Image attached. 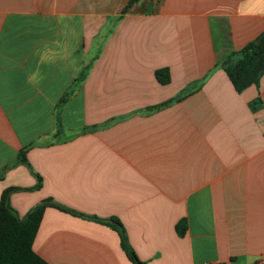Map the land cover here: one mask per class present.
Here are the masks:
<instances>
[{
  "label": "crops",
  "instance_id": "crops-1",
  "mask_svg": "<svg viewBox=\"0 0 264 264\" xmlns=\"http://www.w3.org/2000/svg\"><path fill=\"white\" fill-rule=\"evenodd\" d=\"M263 34L264 0H0V202H48L34 251L134 264L119 224L144 264H264V75L224 70Z\"/></svg>",
  "mask_w": 264,
  "mask_h": 264
},
{
  "label": "trees",
  "instance_id": "trees-1",
  "mask_svg": "<svg viewBox=\"0 0 264 264\" xmlns=\"http://www.w3.org/2000/svg\"><path fill=\"white\" fill-rule=\"evenodd\" d=\"M258 40H261L259 44L256 43ZM258 40L233 53L224 62V70L238 93L251 86H258L264 75V34ZM156 77L163 85L170 82L167 69L158 71ZM18 162H27L25 152L20 153ZM40 187L41 184L34 189L37 190ZM12 191L13 189L7 190L0 202V264H49L33 249L48 202L37 206L25 219H21L9 203ZM185 227L186 222L181 225L183 230ZM114 228L119 231L123 247L130 260L134 264H144L130 248L121 226L118 224Z\"/></svg>",
  "mask_w": 264,
  "mask_h": 264
},
{
  "label": "water",
  "instance_id": "water-1",
  "mask_svg": "<svg viewBox=\"0 0 264 264\" xmlns=\"http://www.w3.org/2000/svg\"><path fill=\"white\" fill-rule=\"evenodd\" d=\"M260 42H261V40L256 41L257 44H259Z\"/></svg>",
  "mask_w": 264,
  "mask_h": 264
}]
</instances>
